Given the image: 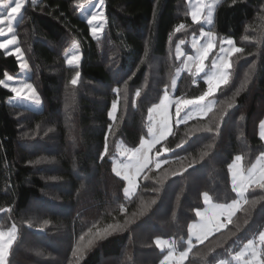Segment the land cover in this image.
<instances>
[{
  "label": "trees",
  "instance_id": "obj_1",
  "mask_svg": "<svg viewBox=\"0 0 264 264\" xmlns=\"http://www.w3.org/2000/svg\"><path fill=\"white\" fill-rule=\"evenodd\" d=\"M187 2L105 0L106 23L98 39L84 14L91 9L79 8L77 0L25 5L16 35L35 70L33 83L44 107L36 111L21 106L11 88L0 85V210H10L0 211V227L7 220L8 229L13 224L18 232L8 264H161L165 250L156 239H170L173 249H183L188 226L204 205L203 192L217 202L237 199L228 165L241 155L246 170L264 152L259 137L264 119V0L217 4L211 28L233 37L244 51L229 57L230 80L211 96V111L174 122L172 134L155 146L153 160L160 151L159 159L167 163L159 168L153 163L132 196H125L126 182L112 169L119 143L135 147L148 134L149 108L174 88L175 78L173 94L179 99L192 100L207 91V70L197 74L183 68L185 55L194 51L191 39L203 27L202 21H192ZM181 23L185 28L176 32ZM67 40L79 44V67L66 63ZM177 44L181 55L174 51ZM155 57L166 58L155 71L157 78L151 75ZM19 65L14 53L0 49V80L18 73ZM76 71L81 76L72 85ZM148 78L149 90L137 96ZM113 102L114 120L108 116ZM173 110L175 114V104ZM21 111L32 114L27 132ZM106 136L108 153L101 157ZM49 157L53 162L45 165ZM246 199L231 223L203 243L194 242L182 264L230 260L238 247L264 231V191L250 189ZM30 204L36 206L33 215L26 212ZM27 222L45 229L32 231ZM110 225L121 229L111 232ZM98 231L105 238L96 239ZM49 249L56 259L47 260Z\"/></svg>",
  "mask_w": 264,
  "mask_h": 264
},
{
  "label": "snow or ice",
  "instance_id": "obj_2",
  "mask_svg": "<svg viewBox=\"0 0 264 264\" xmlns=\"http://www.w3.org/2000/svg\"><path fill=\"white\" fill-rule=\"evenodd\" d=\"M220 0H216V3H219ZM235 2V0H234ZM32 3L35 4L36 0H32ZM105 0H96L95 5H93V0H77V6L79 8H84L85 5L93 8L87 23L91 26L90 31L93 37L99 38V36L104 32V27L106 23L105 12L103 11ZM26 0H0V8L6 10V14L0 13V37L6 36L7 34H12L10 40H4L0 42V49H7L9 44H17V37L14 31V22L18 17L22 18V10L25 8ZM98 9V10H97ZM215 9L214 4H206L204 0H195V7L191 11V19L194 23H201L202 16H206L207 24L211 25L213 23L212 13ZM6 26V30H5ZM185 28V25L181 23L176 29V32H180ZM201 35L206 38V43L202 44L199 48H196V55L188 56V61L196 69V73L205 72V62L209 59L210 54L213 53L216 48V37L212 31H202ZM247 39V37H245ZM184 41L181 40L180 44H183ZM222 47L220 52L223 53L219 58V63L213 60V67L218 71L212 75L204 77V81L207 85V91L202 95L198 96L192 100L177 99L175 101V117L176 122L186 121L191 118L193 115H206L207 112L211 111V106L201 107L198 113L188 112L185 115H181L185 109H188L189 106H200L206 98L213 96V94L220 89L222 85H228L230 80V69L233 67V64L229 61L235 53H242L244 50L240 47H236L232 39H222L220 41ZM227 47H223V45ZM195 47V45L193 46ZM179 54V45L177 46ZM16 53H21V48L16 46ZM22 61L19 65L21 69H28V64L26 61H23V57H19ZM81 55L79 53L68 56L67 65L72 67H79L81 62ZM253 67H255L253 65ZM191 71V68H189ZM81 76L79 71H76L75 78L71 80L72 85H77L78 80ZM8 81L13 80L12 76L7 77ZM175 83V82H174ZM0 85H3L5 88H8L9 85L0 80ZM114 91H119L115 89ZM11 92H13L17 97L33 100L37 104L40 103L39 96L36 92V89L30 83L20 84L16 87H11ZM239 94V93H237ZM137 96L140 95L139 92L136 93ZM231 106V105H230ZM171 101H169L168 93L165 91L163 99L160 101L159 105H156L153 108L149 109V119L152 120L153 113L159 117L157 123L159 127L156 130L149 128L151 133V139H141V147L131 151H125L122 155H126L129 164L125 166L122 179L127 182L128 187L124 188L125 196L132 194L133 189L138 187L137 180L138 178L150 169V166L155 163L157 168L160 167L161 163H167V160L161 161L159 156L161 155L160 151L156 152L157 159L154 161L150 155L157 144H160L161 141L166 140L167 137L172 134V116L170 113ZM117 111V103L113 102L111 105V110L108 112V116L111 119H115V113ZM111 125L109 126V129ZM207 131H212L211 128L206 129ZM259 137L261 140H264V120L259 123ZM180 147V145H177ZM167 151V149H164ZM108 153V144L107 136L105 137L104 151L101 154V157L107 155ZM261 158H264V152L261 153ZM243 157L241 155H236L233 162L228 165V169L232 175V191L236 194L237 199H233L230 204H212V196L209 195L207 191L203 192V202L205 205H208L210 210L201 212L196 211V215L200 217V224H190L188 226L189 232L194 237L197 243H203L204 240L214 232L220 231L226 226V223H231L232 217L235 213L240 210L242 203L247 204L248 200L246 199V193L250 189L255 190L256 188L264 191V163H260L259 166L253 165L251 169L245 174V169L242 165ZM113 172L116 176H121V171L113 168ZM145 178H147L145 176ZM155 203V201H153ZM123 210V208L121 209ZM0 211H10V210H0ZM117 226L110 225L113 231L116 230ZM105 233H108V230H104ZM110 234V233H108ZM96 239H103L105 235L101 232L96 233ZM15 237V226L13 225L12 232L7 235L5 238V233L0 232V264H7V256L9 249L12 246ZM81 240L84 239L82 236ZM93 243L92 240L88 241V245ZM157 247L163 249L165 241L157 239L155 241ZM87 247V245L85 246ZM194 247L192 239L188 240V248L179 253V264H182L184 260L188 258L189 253ZM234 260L240 262V264H264V231L259 233L258 238L249 239L247 244L244 245L243 250L236 252ZM161 264H177L174 259L173 253L170 251L167 256L164 257Z\"/></svg>",
  "mask_w": 264,
  "mask_h": 264
},
{
  "label": "rangeland",
  "instance_id": "obj_3",
  "mask_svg": "<svg viewBox=\"0 0 264 264\" xmlns=\"http://www.w3.org/2000/svg\"><path fill=\"white\" fill-rule=\"evenodd\" d=\"M30 1H32V0H26V4L29 3ZM204 2L206 4H214L215 3V9H216V6L218 4V3H216V0H204ZM95 3H96V0H93V5H95ZM187 3H188V11H189V14L191 16V11L195 7V0H188ZM89 8L91 9L90 11H85L84 12L85 16H87L88 18L90 16L91 12L93 11V8L92 7H89ZM215 9H214V11L212 13L213 22H214V18H215ZM103 11L105 12V3H104ZM22 12H23V10H22ZM0 13L6 14V10L3 9V8H0ZM19 19H20V17H18L17 20L13 24L14 31H15V35H16V29H17V24H18ZM201 21L203 23V27L200 29V31L194 37H192V39H191V46H194L195 45V47H194V51L192 50L193 51L192 54H189V55L195 56L197 54L196 53V48H199L202 44H204V43L207 42L206 41V38L201 35V32L202 31H212L214 33V35L216 37V48L214 49L213 53L210 54L209 59L206 60V62H205V70L208 71L207 76H209V75H212L213 73H215V72L218 71L215 67H213V60H215L217 63H219V58H220V56L223 55V53L220 52V48L222 47V45L220 44V41L222 39H232L234 41L235 46L236 47H238V46H237V44H236V42H235V40H234L233 37H231V36L226 37V36L218 35L215 32V30H213L211 28L212 25H213V23L211 25L207 24V22H206V16H202ZM5 30H6V26H5ZM16 37H17V35H16ZM11 38H12V34L11 33L10 34H7L6 36L0 37V42H3L6 39L7 40H10ZM69 41L68 40L66 41V42H68V44H67L65 50L66 51L69 50L70 55L77 54V53H79L81 55V51H80V47H79L78 42L77 41H73V40H71L70 42ZM178 45H179V53L181 52L180 51V47H181L180 44H177V45L174 46V51L176 52L177 55H181V54H178V49H177V46ZM16 46H19L21 48V53H16L15 52ZM223 47H227V45L225 44V45H223ZM5 50L8 53H14L18 58L21 57V55H22L23 61H26L27 64H28V69H21L20 68V71L18 73H16V74H7L6 75V78L4 79V81L9 85V88L16 87V86H19L20 84H24V83H30V84H32L33 87L36 89V92H37V94L39 96L40 103L37 104L33 100H26V99L17 97L15 94L13 96V100L15 102L20 103L21 106L29 107V109H31V110H36L37 111V110L42 109L44 107V100H43V98H42V96L40 94L39 89L33 83V79H34V76H35V70H34L32 64L30 63V61L27 58H25L24 53H23V49H22V47L20 46V44L18 42V38H17V44H9L8 48L5 49ZM189 55H185V58H184V61H183V68L184 69H188V70H189V68H193L195 70V72H196L195 67L193 65H191L189 63V61H188V56ZM162 61H166V58H163V57H155L153 59V61H152V65H151V71H152V73H151V75H153L154 78H157L160 75L159 73H155V71L158 69V67L160 66V64L162 63ZM21 62L22 61L20 60V63ZM210 65H212V66H210ZM8 76H12L13 77V80L8 81L7 80V77ZM149 82H150V79L149 78L146 79L145 80V83L143 84V87L140 88V90H138L137 92L142 93V92L148 91L149 90V84H148ZM176 83H177V78H175L173 80V82L171 83L172 85H174V88L172 90H165L168 93L169 101H171L170 113H171L172 121H173V123H172V130H173L174 122H176V117H175L173 108H174L175 101L177 99H179V98L175 97L174 94H173V92L175 91V88H176ZM165 91L161 94V96L159 97V99L155 103H153L151 105L150 108H153L156 105H159L160 104V101L164 97ZM214 102H215L214 99H212L211 97H208V98H206V100L204 102H202V105H200V106H190V110L187 111V112H182L181 115L183 116V115H185L188 112L198 113L201 107H204V106H211L212 107L213 104H214ZM262 106L264 107V104ZM19 114H20V117H21V126H23V128L27 132L28 125L30 123V120L32 119V114L29 113V112H25V111H21V112H19ZM153 117L154 118L152 120L149 119L150 120V127L149 128H153V130H156L159 127V125L157 123L159 117H157L155 115V113H153ZM148 118H149V112H148ZM262 120H264V119H262ZM30 139H31V143H28V146L27 147H29V151L32 154V136H30ZM142 139H146V140L147 139H151V133L148 131V134L144 135L142 137ZM52 147H54V146H51L49 148H52ZM140 147H141L140 143L137 146H135V147H127L124 142L119 143V146H118V154L113 158L112 169L115 167L117 170L121 171V176L120 177L123 176V172H124L125 166L127 164H129V160H128L127 156L126 155H122V153H124L125 151L135 150V149H138ZM150 155L153 157L152 153ZM257 157L258 158L255 160V162L249 168H247L245 170V174H247V171L249 169H251L253 165L259 166L260 163H264V158H261V154L259 156H257ZM52 162H53V158L52 157H49V158L46 159L45 165H48V164H50ZM242 165H243V162H242ZM55 166H56V163L54 162L52 164V167L51 168H53ZM51 168L49 170H51ZM50 172H53V171H50ZM138 184H139V178L137 180V185ZM125 187H128L127 182H126V186ZM137 188L138 187H136L135 189H133L132 194H130L129 196H132L137 191ZM230 203L231 202H229V203H222V202H217V201L212 200V204L213 205L230 204ZM35 207H34V204L33 205L30 204V207L28 208V210L26 212L28 214L33 215V213L34 212L36 213V211H37ZM198 210L201 211V212H205V211H209L210 208H209L208 205H205L204 204ZM200 223H201L200 217L196 215V218L190 224H197L198 225ZM26 225H27L28 229H31L32 231H44V229H45L42 226H34V227H32L33 225H32L31 222H27ZM11 227L13 229V224L11 225ZM8 228L9 227H8V223H7V220H6L3 228L0 227V232L5 233V238L7 237L8 234H10L12 232V229H8ZM120 229L121 228H118V227L116 228V230H120ZM116 230H114V231H116ZM114 231L111 230V232H114ZM17 234H18V232L15 231V237L16 238H17ZM258 236L256 238H258ZM256 238H250V239H256ZM157 239H160V240L165 241V243L163 245V249L165 250V252H164L165 254L162 257L161 262L163 261L164 257L168 255V253L170 251L173 253L174 258H175V255H177L176 257H178V259H179V253L182 252V251H184V250H186L188 248V240L189 239H192L193 244L195 242V239L191 235V233L189 232V230H188V237H187V240H186L187 241L186 242V245L181 250L180 249H173L172 240H169L167 238H157ZM15 240L13 241V243L15 242ZM248 240L246 242H244L240 247H238L236 249V251H234V253L232 254V258L230 260L229 259H220V260H218L216 262V264H240V262L234 260L233 257H234V255H235L236 252H239V251L243 250L244 245L247 244ZM13 243H12V245H13ZM9 251H10V249H9ZM175 252H178V253H175ZM45 253L47 255V260H54L57 257L56 254L50 252V249H49V252L46 251ZM8 255H9V253H8ZM8 263H10V262L8 261V256H7V264Z\"/></svg>",
  "mask_w": 264,
  "mask_h": 264
},
{
  "label": "crops",
  "instance_id": "obj_4",
  "mask_svg": "<svg viewBox=\"0 0 264 264\" xmlns=\"http://www.w3.org/2000/svg\"><path fill=\"white\" fill-rule=\"evenodd\" d=\"M170 240V239H169ZM172 244H173V241H172ZM175 253H178V252H175ZM174 256V255H173ZM177 255H175V261L177 262V259H178V257H176ZM179 260V259H178ZM177 264H178V262H177Z\"/></svg>",
  "mask_w": 264,
  "mask_h": 264
}]
</instances>
